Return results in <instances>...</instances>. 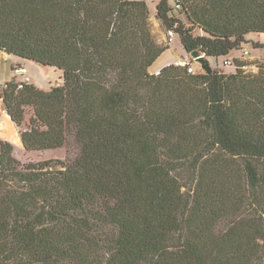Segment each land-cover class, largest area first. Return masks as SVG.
Segmentation results:
<instances>
[{
    "label": "trees",
    "instance_id": "16d2710c",
    "mask_svg": "<svg viewBox=\"0 0 264 264\" xmlns=\"http://www.w3.org/2000/svg\"><path fill=\"white\" fill-rule=\"evenodd\" d=\"M150 14L147 0H0V51L64 80L9 82L0 99L27 150L73 153L23 162L0 137V264H264V62L151 72L170 45ZM156 14L217 59L264 33V0H158Z\"/></svg>",
    "mask_w": 264,
    "mask_h": 264
},
{
    "label": "rangeland",
    "instance_id": "374dc122",
    "mask_svg": "<svg viewBox=\"0 0 264 264\" xmlns=\"http://www.w3.org/2000/svg\"><path fill=\"white\" fill-rule=\"evenodd\" d=\"M151 14L150 23L152 31L158 42L163 44H169L170 47L162 53V55L151 66L150 71L156 72L168 65L170 62H176L178 60L192 57L191 53L187 52L183 46L181 37L176 34L171 42L168 39V27L157 16L156 8L158 0H147ZM184 19L183 16H179ZM185 20V19H184ZM245 49L248 53L245 54ZM0 93L6 87L7 83H34L40 88L49 89L53 85L63 83L62 70L39 64L35 61L24 59L22 57L7 54L0 51ZM228 59H238L240 61H246L248 65L245 66L248 71H257L259 62H264V33H250L246 35L245 40L228 56ZM210 64L213 69L222 70L225 72H232L236 69L235 65L226 63L225 58L209 57ZM198 63L194 61V66L197 67ZM6 109L2 99H0V122L4 120ZM31 115L28 113L26 118V124ZM16 124V123H15ZM26 124L25 127L26 128ZM17 125V124H16ZM15 125V126H16ZM16 130L5 131L0 126V137L11 141L15 145L14 155L23 162L40 161L49 158H66L72 156V147L65 146L57 149L48 150H27L22 143L21 131L22 127L16 126ZM74 152V151H73Z\"/></svg>",
    "mask_w": 264,
    "mask_h": 264
},
{
    "label": "water",
    "instance_id": "95a60500",
    "mask_svg": "<svg viewBox=\"0 0 264 264\" xmlns=\"http://www.w3.org/2000/svg\"><path fill=\"white\" fill-rule=\"evenodd\" d=\"M192 58L201 66V68L206 72L211 74L213 72V67L210 64L209 57L202 54L199 50H194L191 52ZM23 142V141H22ZM24 144V143H23Z\"/></svg>",
    "mask_w": 264,
    "mask_h": 264
},
{
    "label": "built area",
    "instance_id": "2783aa9c",
    "mask_svg": "<svg viewBox=\"0 0 264 264\" xmlns=\"http://www.w3.org/2000/svg\"><path fill=\"white\" fill-rule=\"evenodd\" d=\"M176 35V32H175V28H172V29H169L168 30V39H169V42H171V40L173 39V37ZM248 53V50L245 49V54ZM191 57H187L186 59H182V60H178L176 62H174L176 65H179V66H187L189 71L190 72H194L195 69H194V66L191 62ZM226 63H229L231 64V60H226ZM23 87V84L20 83L19 84V87L18 88H22Z\"/></svg>",
    "mask_w": 264,
    "mask_h": 264
},
{
    "label": "bare ground",
    "instance_id": "6f19581e",
    "mask_svg": "<svg viewBox=\"0 0 264 264\" xmlns=\"http://www.w3.org/2000/svg\"><path fill=\"white\" fill-rule=\"evenodd\" d=\"M4 120H2V122H0V126L2 127L3 130L5 131H9V130H16V124L15 122L12 120L11 116L8 114V112H5L4 115ZM16 125V126H15Z\"/></svg>",
    "mask_w": 264,
    "mask_h": 264
},
{
    "label": "crops",
    "instance_id": "0c3cea01",
    "mask_svg": "<svg viewBox=\"0 0 264 264\" xmlns=\"http://www.w3.org/2000/svg\"><path fill=\"white\" fill-rule=\"evenodd\" d=\"M170 63H172V62H170ZM170 63H169V64H170ZM173 63H174V62H173ZM160 69H161V68H160Z\"/></svg>",
    "mask_w": 264,
    "mask_h": 264
},
{
    "label": "clouds",
    "instance_id": "9594fccd",
    "mask_svg": "<svg viewBox=\"0 0 264 264\" xmlns=\"http://www.w3.org/2000/svg\"><path fill=\"white\" fill-rule=\"evenodd\" d=\"M192 58V57H191ZM194 59V58H193Z\"/></svg>",
    "mask_w": 264,
    "mask_h": 264
}]
</instances>
